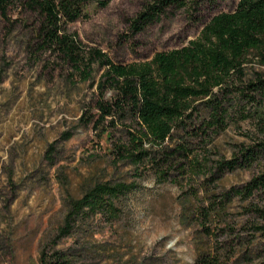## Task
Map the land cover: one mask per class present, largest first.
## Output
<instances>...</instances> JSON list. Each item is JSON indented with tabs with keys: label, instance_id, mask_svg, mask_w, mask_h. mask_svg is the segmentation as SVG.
Segmentation results:
<instances>
[{
	"label": "rangeland",
	"instance_id": "rangeland-1",
	"mask_svg": "<svg viewBox=\"0 0 264 264\" xmlns=\"http://www.w3.org/2000/svg\"><path fill=\"white\" fill-rule=\"evenodd\" d=\"M147 1L88 3L84 17L66 24L75 60L41 43L42 17L18 1L0 15V264H40L54 240L74 264H196L200 256L211 264H264V186L244 190L264 173V154L250 167L213 169L239 145L262 142L255 124L235 111L237 96L224 130L203 134L196 120L176 133L171 145L183 142L188 159L175 158L163 176L148 159L135 164L116 154L118 144L131 145L129 132L139 135L135 120L113 114L97 123V104L112 92L98 86L105 67L96 51L114 63L149 60L185 45L209 16L238 0L169 9L133 33L131 20ZM253 69L264 72L252 62L246 77ZM101 182L137 187L57 239L64 200Z\"/></svg>",
	"mask_w": 264,
	"mask_h": 264
},
{
	"label": "trees",
	"instance_id": "trees-1",
	"mask_svg": "<svg viewBox=\"0 0 264 264\" xmlns=\"http://www.w3.org/2000/svg\"><path fill=\"white\" fill-rule=\"evenodd\" d=\"M15 1L23 9L42 17L37 36L43 45L57 47L66 58L75 60L76 40L67 34L66 24L84 17L88 3L104 7L110 0H0V15L7 17ZM219 1L222 0H148L131 20V28L137 33L169 9L187 5L199 9ZM95 53L105 67L98 86L101 92L105 88L112 92L110 101L97 104L101 111L97 123L118 114L132 118L138 126L139 135L128 133L129 147L116 146L120 159L135 164L148 159L160 175H166L175 158L188 159V148L183 142L171 145L176 133L196 120L203 134L207 130L216 133L224 130L233 119L229 112L233 97H238L235 111L255 124L262 142L239 145L233 156L220 158L213 169L221 174L237 167H250L264 154V72L253 69L250 76L245 74L252 62L264 67V0H238L234 9L213 13L195 38L178 48L157 51L149 60L114 63L101 52ZM243 103L252 107L245 111ZM103 131L109 135L106 128ZM146 141L150 148L144 147ZM262 186L264 173L254 176L244 190L250 194ZM136 187L135 184L101 182L78 198L67 197L57 239L70 235L79 218L97 209H112L113 201ZM56 242L54 240L50 250H41L40 264H74L72 254L54 248ZM195 263L212 262L200 256Z\"/></svg>",
	"mask_w": 264,
	"mask_h": 264
}]
</instances>
